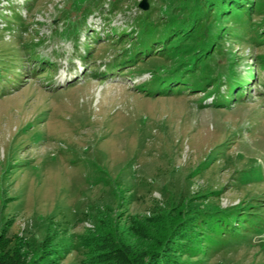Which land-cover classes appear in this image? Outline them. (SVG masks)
<instances>
[{
    "label": "rangeland",
    "instance_id": "374dc122",
    "mask_svg": "<svg viewBox=\"0 0 264 264\" xmlns=\"http://www.w3.org/2000/svg\"><path fill=\"white\" fill-rule=\"evenodd\" d=\"M230 1L0 0V264H264V0Z\"/></svg>",
    "mask_w": 264,
    "mask_h": 264
},
{
    "label": "trees",
    "instance_id": "16d2710c",
    "mask_svg": "<svg viewBox=\"0 0 264 264\" xmlns=\"http://www.w3.org/2000/svg\"><path fill=\"white\" fill-rule=\"evenodd\" d=\"M213 2H215V0H200V6L201 7H199L200 8V11H201V13L202 14H204V10L206 9H208V8H210L211 6H212V3ZM242 2H243V0H231L229 3V5H232V4H234L233 5V7H234V11L236 10V8L237 7H239V6H243V4H242ZM202 5H204L205 7H203V9H202ZM240 9V8H239ZM215 12H216V10H215ZM235 12H237V11H235ZM206 14V13H205ZM214 14V13H213ZM236 14H238V13H236ZM235 15V14H234ZM208 17V16H207ZM172 30V29H171ZM177 38H179V36H177ZM130 57V56H129ZM128 56H126V58H122L121 59V61H126V59H128L129 58Z\"/></svg>",
    "mask_w": 264,
    "mask_h": 264
},
{
    "label": "water",
    "instance_id": "95a60500",
    "mask_svg": "<svg viewBox=\"0 0 264 264\" xmlns=\"http://www.w3.org/2000/svg\"><path fill=\"white\" fill-rule=\"evenodd\" d=\"M140 7L144 10H146L147 6L145 4L140 5Z\"/></svg>",
    "mask_w": 264,
    "mask_h": 264
}]
</instances>
